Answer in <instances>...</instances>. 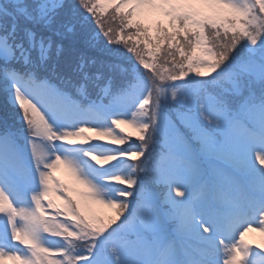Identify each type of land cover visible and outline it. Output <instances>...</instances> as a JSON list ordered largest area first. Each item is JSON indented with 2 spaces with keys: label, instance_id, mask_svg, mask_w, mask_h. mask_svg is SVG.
I'll return each instance as SVG.
<instances>
[{
  "label": "snow or ice",
  "instance_id": "1",
  "mask_svg": "<svg viewBox=\"0 0 264 264\" xmlns=\"http://www.w3.org/2000/svg\"><path fill=\"white\" fill-rule=\"evenodd\" d=\"M0 95V264H264V0H0Z\"/></svg>",
  "mask_w": 264,
  "mask_h": 264
},
{
  "label": "rangeland",
  "instance_id": "2",
  "mask_svg": "<svg viewBox=\"0 0 264 264\" xmlns=\"http://www.w3.org/2000/svg\"><path fill=\"white\" fill-rule=\"evenodd\" d=\"M130 131V129H129ZM57 176H59L63 180H69L70 177L68 174L63 170V168L57 169L56 173ZM249 239L259 242L260 241V235L258 233H250L249 234Z\"/></svg>",
  "mask_w": 264,
  "mask_h": 264
}]
</instances>
